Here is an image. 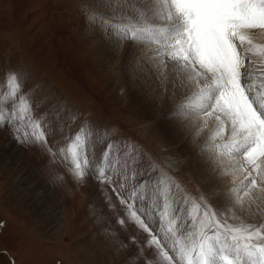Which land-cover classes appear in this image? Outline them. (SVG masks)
<instances>
[{
  "label": "rangeland",
  "instance_id": "1",
  "mask_svg": "<svg viewBox=\"0 0 264 264\" xmlns=\"http://www.w3.org/2000/svg\"><path fill=\"white\" fill-rule=\"evenodd\" d=\"M105 2L0 0V85L5 73L19 75L34 114L45 117L47 143L57 153L53 159L44 146L18 141L10 125L0 127V264H155L157 250L147 243L151 236L128 220L125 206L119 202L124 193L118 196L112 191L113 184H101L91 171L87 180L77 182L70 163L63 162L59 149L67 146L81 125L106 132L108 140L122 147L132 146L139 153L133 167L143 173L140 180L171 177L183 190L178 192L180 197L203 196L225 218L208 199L201 177L188 166L203 153L229 165L212 143L200 141L197 123L208 115H189L180 106L174 110L168 96L164 104L162 98L153 99L154 106H169L164 109L149 101L139 104L131 96L125 69L133 58L139 62L146 53L153 58L156 46L134 43L139 47L136 57L126 56L133 55L130 41L117 45L108 28L89 19L92 13L111 11ZM259 35L264 39V32L256 31L253 40ZM104 41L113 42L117 50L107 61L97 52ZM238 50L245 58L244 71L264 72L261 58L246 54L239 45ZM157 62L164 70L172 61ZM144 65L143 60L139 67ZM163 70L155 69V74L161 76ZM172 121L187 124L183 130L185 140L190 141L187 153H179L167 136V124ZM104 147L96 142L88 158L98 157ZM240 163L247 167L242 157ZM233 171L236 185L229 173L222 171L217 178L230 179L223 192L241 204L229 190L244 180L246 172ZM119 183L120 178L115 177L114 184ZM258 184L264 187L260 179ZM122 219L124 224L119 222ZM156 220L154 229L159 224L158 217ZM235 221L228 219L233 225Z\"/></svg>",
  "mask_w": 264,
  "mask_h": 264
},
{
  "label": "snow or ice",
  "instance_id": "2",
  "mask_svg": "<svg viewBox=\"0 0 264 264\" xmlns=\"http://www.w3.org/2000/svg\"><path fill=\"white\" fill-rule=\"evenodd\" d=\"M104 6L111 11L92 13L89 19L108 28L117 45L153 44L155 60L172 61L178 75L187 74L195 83L198 91L180 106L182 110L215 115L213 139L223 138L230 125L227 140L214 147L218 156L231 162L228 168L246 172L229 191L237 200L247 197L255 204L254 190L264 193L257 179L264 183V72L243 70L245 58L238 45L246 54L259 56L264 65V44L252 37L253 32H264V0H106ZM22 86L17 73H5L0 127L10 125L18 141L42 145L55 159L57 153L47 143L45 117L34 114L30 94ZM107 137L106 132L81 125L59 154L70 163L77 182L87 180L91 171L101 184H113L118 196L124 193L119 202L128 220L151 236L147 243L157 250L155 264H264V223L230 224L203 196L180 197V185L166 175L140 180L143 173L133 167L139 153ZM96 142L105 147L90 160L88 151ZM115 177L119 184H114Z\"/></svg>",
  "mask_w": 264,
  "mask_h": 264
},
{
  "label": "bare ground",
  "instance_id": "3",
  "mask_svg": "<svg viewBox=\"0 0 264 264\" xmlns=\"http://www.w3.org/2000/svg\"><path fill=\"white\" fill-rule=\"evenodd\" d=\"M128 13L131 15V12ZM254 42H257L259 44H264V39H261L259 35L257 38H254ZM128 47L130 48V51L131 53H133V55L127 54L126 56H135L137 53V49L139 50V47L134 43H130V42L128 43ZM97 48H98L97 52L99 53V55L106 61L108 60L107 58L115 54L114 51H117L115 46L113 45V42L109 43L107 41H104V43L100 44L99 47ZM143 60L145 65L139 67L140 62L141 61L143 62ZM143 60L137 62L133 58L129 66L126 67L125 76H124L127 82L130 83L129 93H131V96L134 97V99L139 104L142 101L144 104L150 102L153 107L155 108L161 107L164 109L169 106H158V107L154 106L155 101L153 99L162 98L160 102L161 104H164L166 102L165 97L168 96L170 98V101L174 105V110H176L179 106L184 104V102H187L189 97H191L194 93L197 92V89L195 90L196 88L195 83L188 80L187 74L178 75L177 71L175 70V65L173 64V62H168L167 64H165V66L167 67L166 69L163 70V68L157 62V60L151 58V54L146 53ZM155 69H160V71L163 70L161 76H157L155 74ZM178 96H180V98H178ZM145 107L146 106H142V109H144ZM147 111L151 112V110L149 109ZM70 114H71L70 111L66 113V115L68 116ZM212 118L215 117L208 116L205 119L199 121L197 123L198 125L197 130L201 137L200 141L206 143V145H210L212 143V146L214 147V145L226 141L225 135L229 133L228 129H230V125H226V131L223 138L217 137L213 139L212 137L214 131L216 130L217 123H214ZM167 125H169V132L167 136H169L172 139V144L176 145V149L179 153H187L190 141H188L187 143V141L185 140L186 134L183 133V130H186L185 128H187L186 122L181 123L180 121H172L169 122ZM188 139H190V137H188ZM168 141L171 143L170 140ZM203 154L204 155L201 156L200 159H194L193 162L187 165L198 179L199 177H201L203 182V188L207 192L206 195L208 199L215 205L217 210L220 211L221 216L224 215L225 218L230 220L236 219L237 221L235 222H237V224L234 225H240L241 223H245V224L264 223V193L254 190V195L258 197V200L255 204L249 201L247 197H243L242 199L243 202H241V204L236 203L232 199L233 197L227 195L226 193L224 194L223 192V190H225L226 187H228V185L226 184L227 180L230 179L217 178L220 177L222 171L225 173H229V177L233 176L231 179L232 181H235V185H236L238 179L234 177L233 169L228 168V166L225 165L224 162L221 163L222 161L221 158H220L221 160L217 159L218 157L213 158V156L209 158V156H207L205 153ZM185 157L188 158V156ZM230 163L231 162H229V164ZM225 168H227L226 171L223 170ZM237 176L239 177L241 175H239L238 173ZM257 179L259 181V178ZM77 205H79L78 207H80L81 204H77ZM257 207H259V210H257Z\"/></svg>",
  "mask_w": 264,
  "mask_h": 264
}]
</instances>
